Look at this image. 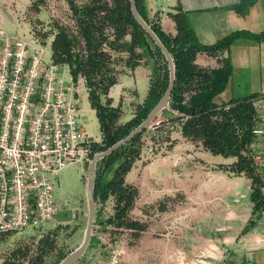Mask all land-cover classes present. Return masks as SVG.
<instances>
[{"label": "trees", "instance_id": "obj_1", "mask_svg": "<svg viewBox=\"0 0 264 264\" xmlns=\"http://www.w3.org/2000/svg\"><path fill=\"white\" fill-rule=\"evenodd\" d=\"M68 2L76 18L79 34L85 40L86 52L82 54L77 51L75 39L65 28L56 26L52 53L55 61L70 64L75 78H78L79 73L85 77L91 106L96 110L102 132L101 140L94 143L93 151L103 152L128 136L163 98L170 83L168 61L161 48L134 17L131 0H87L83 5L78 4L77 0ZM135 2L139 13L168 48L175 63L176 80L170 108L158 115L163 117L159 128L179 122L183 136L201 141L204 148L213 154L236 157L237 160L230 165V169L252 179L256 185L251 193L255 202L254 212L261 215L264 209V182L261 173L256 170L250 145L256 140L253 129L258 124L261 112V107L255 101L263 98L264 93H253L232 98L222 104L216 103L215 97L225 90L233 76V64L229 58H225L220 68L211 69L200 66L196 58L201 52L217 55L229 49L240 37L264 40V32L237 30L214 44H203L182 10L169 12L176 23L177 32L173 35L164 30L159 11L154 17H150L146 0ZM109 29L113 30L115 40L120 44L116 45L109 34H106ZM128 35L130 39L126 40ZM104 44L111 49L122 48L127 51V65L133 69L144 57L153 60L146 98L136 105L132 117L125 122H120L122 105L113 106V99L109 97L110 89L117 83L118 76L114 73L108 50L103 48ZM168 113L174 116L166 118ZM148 130L149 126L98 161L94 188L98 207L95 223L114 225L118 229L126 227L136 236L145 230L144 223L129 216L139 191L126 182V175L141 156L143 135ZM169 139L170 133L166 136V140ZM108 173H111V177H107ZM111 196L115 199V213L104 219L99 209L104 208ZM95 240L96 237L93 236L90 245ZM54 245L55 239L46 236L38 241V253L35 257L30 255V251L25 252L21 248L15 252L23 251L27 264H36L35 262H42L47 255L52 254L49 250L52 251ZM68 254L65 251L59 252L52 264H59Z\"/></svg>", "mask_w": 264, "mask_h": 264}, {"label": "crops", "instance_id": "obj_2", "mask_svg": "<svg viewBox=\"0 0 264 264\" xmlns=\"http://www.w3.org/2000/svg\"><path fill=\"white\" fill-rule=\"evenodd\" d=\"M3 1L12 0H0L2 27L5 28L8 12L6 6H2ZM159 1L168 7L159 8ZM146 4L150 17L159 11L164 30L173 35L177 32L176 23L169 12H185L203 44H214L237 30L264 32V0H146ZM225 58L233 64V76L225 90L215 97L216 103L264 93V40L240 37L217 55L198 53L196 62L214 69L220 68ZM146 78L150 86V76H142L141 80ZM118 80L109 92L114 106L119 104L115 103V96L123 95L122 91L136 90L137 85L136 81L135 85L125 84L122 76H118ZM177 134L173 136L179 140L173 147L174 152L154 155L148 161L141 153L126 175V182L139 191L131 211L140 216L137 221L145 224L147 213L149 216L155 214L150 217L151 222L145 224L135 244L127 246L122 240L115 245L126 247L123 264H178L180 253H184L188 262L202 261L201 264H264V215L254 212L251 179L230 169L237 158L213 154L201 141L183 136L181 128ZM253 143L257 157L262 145L257 138ZM196 144L195 150L182 151ZM182 154L187 161L178 165V158L172 157ZM203 162L209 166L205 172ZM183 195L203 200L195 203L197 208L202 206L207 212L192 224L180 226L176 234H168L171 212H174L171 210L182 214L196 205L181 199Z\"/></svg>", "mask_w": 264, "mask_h": 264}, {"label": "built area", "instance_id": "obj_3", "mask_svg": "<svg viewBox=\"0 0 264 264\" xmlns=\"http://www.w3.org/2000/svg\"><path fill=\"white\" fill-rule=\"evenodd\" d=\"M2 22L0 13V237L61 225L56 221V178L70 165H89L99 153L93 151L97 141L83 120L81 77L77 82L68 63L55 61L53 53L48 57L50 44L39 36H10ZM255 104L261 115L253 133L262 149L257 157L254 143L250 149L264 182V97ZM160 125L158 120L154 128ZM251 184L256 186L252 179ZM126 253L124 245L111 248L104 264H123ZM177 262L202 261L188 262L180 253Z\"/></svg>", "mask_w": 264, "mask_h": 264}, {"label": "rangeland", "instance_id": "obj_4", "mask_svg": "<svg viewBox=\"0 0 264 264\" xmlns=\"http://www.w3.org/2000/svg\"><path fill=\"white\" fill-rule=\"evenodd\" d=\"M85 2H87V0H77V3L80 5H83ZM3 5L6 6L8 12L7 21L4 26L8 35L24 36L25 33H28L29 35L36 34L42 41L50 44L48 46L49 57L52 53V41L55 37L56 26H61L75 39L77 51L82 54L86 52L85 40L79 34L78 24L68 0H12L10 2L3 1L2 6ZM158 7L166 9L168 6L163 5V1H159ZM106 34H109V38L114 40L116 45L120 44L118 40H115L116 38L112 29L107 30ZM127 39H130L129 35L126 37V40ZM103 48H106L109 52L111 65L114 68L115 75L122 76L125 84H134L135 81L137 83L135 87L136 90L131 89L122 91L123 95H120L119 97L118 95L117 97L115 96V103L119 102V104L122 105L120 122H125L132 117L136 105L143 102L146 98L149 89V78L141 80V77H151L153 60L148 57L140 59L138 61L139 65L137 66L138 70L136 71V68L133 69L127 65L129 59L127 51L122 48L111 49L105 44ZM68 65L70 66V64ZM70 68L72 70L71 66ZM79 77L82 79L81 82H78ZM85 80V77L79 73L76 81L78 82L77 88L79 92L78 97L80 96V107L84 114L83 120L86 124V129L92 134L91 140L98 141L99 138L102 137V132L99 119L93 110L94 108L92 109L89 95L87 94L88 88ZM103 100L106 101L105 99ZM174 114L177 113L175 112ZM174 114L168 113L166 118L172 117ZM158 120L162 121L163 117L158 116L157 120L152 122L149 126V130L143 135L142 153L145 156L146 161L154 155H169L170 152H174L173 147L179 143V140L173 139V136H178V130L181 128L180 123L176 122L173 125L169 123L166 127L159 128L158 126V128L155 129L154 124ZM169 133L170 139L166 140V136ZM197 146L198 145L196 144L191 146L190 149H183L182 151L187 152L195 150V147ZM178 155L172 157L178 158V165H180L179 163L181 162L187 161L184 154L180 157ZM182 158L186 159L184 160ZM88 167L89 165L83 168L78 165H70L63 169L55 180V201L59 209L72 208L75 213L74 220L71 223L61 224L56 228H52L53 225L51 223L41 229L27 228L22 231L11 232L1 236L0 264H27V259L25 258V253L23 251H30V255L35 257L38 253V241L42 237L50 236V239H55V245L52 251L49 250L52 254L47 255L42 262H40L41 260L35 262L36 264H52V262L56 260V255L59 252L65 251L71 253L82 243L88 222ZM203 167V171L205 172L209 166L204 165L203 162ZM107 177H111V173H108ZM203 197L206 196L203 195ZM181 199L188 202V204H190V202L196 204L195 202L198 203L203 201L194 198L189 199L187 195L181 196ZM114 205L115 199L112 198L104 205V208L99 209L102 218H109L115 213ZM197 206V204L193 205L194 208H188L184 210L185 213L182 214H178L176 212L177 210H171L174 211L171 212V223L170 225L168 224V231H170L171 235L172 233H177L179 227L183 224H192L195 219L197 221L200 217L204 216L203 213L207 212V210L202 209V206L200 208H197ZM154 214L155 213H152V215L149 216L147 213V216L144 217L146 220L145 222H151L150 217H153ZM129 216L135 221L140 217L135 212H130ZM93 236L94 238L96 237V240L92 245L89 243L85 254L70 264H104L109 251L111 248L116 247L115 245L120 244L123 240L127 246H131L135 244L138 239V236L126 227H120L118 229L114 225H100L95 222L92 237ZM18 248H21L23 251L15 252Z\"/></svg>", "mask_w": 264, "mask_h": 264}, {"label": "water", "instance_id": "obj_5", "mask_svg": "<svg viewBox=\"0 0 264 264\" xmlns=\"http://www.w3.org/2000/svg\"><path fill=\"white\" fill-rule=\"evenodd\" d=\"M131 10L136 18V20L141 24V26L148 32V34L152 37V39L155 41V43L161 48L162 52L164 53L169 66L170 71V83L169 87L163 96V98L160 100V102L156 105V107L152 110V112L149 114V116L139 125L137 126L128 136L118 141L116 144H114L112 147L108 148L106 151L99 152L94 155L91 163L88 167V173H87V200H88V222L87 227L85 230V236L82 241V243L71 253H69L66 258H64L59 264H70L73 261L77 260L81 256H83L86 252V249L91 241L92 234H93V228H94V222L96 218V211H97V205L95 202L94 197V188H95V177H96V170H97V163L101 159L109 156L112 154L115 150L120 148L122 145L130 141L132 138H134L138 133H140L142 130H144L146 127L150 126L152 122L156 119V117L166 108H170V101L171 96L173 93V89L175 86V63L174 59L169 52L168 48L164 45V43L161 41V39L158 37V35L155 33V31L152 29L151 25L147 23V21L141 16L139 13L135 0H131ZM75 218V213L72 208H63L60 209L56 214V221L65 224V223H71Z\"/></svg>", "mask_w": 264, "mask_h": 264}]
</instances>
